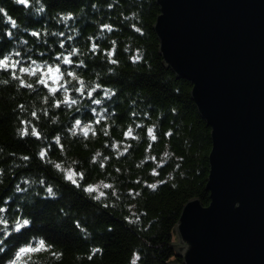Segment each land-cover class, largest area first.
<instances>
[{"label":"trees","instance_id":"trees-1","mask_svg":"<svg viewBox=\"0 0 264 264\" xmlns=\"http://www.w3.org/2000/svg\"><path fill=\"white\" fill-rule=\"evenodd\" d=\"M110 2L111 0H46L49 13L54 10L78 11L81 5H87L91 21H98L100 24L110 22L122 29L121 33L112 35L121 39L117 55L124 67L120 69L118 79L109 78L102 81L120 89L119 96L123 102L114 105V110L118 112L114 119L118 124H126L132 111L130 105L135 102L147 112L150 119L145 118L143 112L140 117L132 119L158 124L159 140L152 146V154L159 159L165 145H168L174 156L159 169V177L149 175L151 169L155 167L151 161L146 162L142 169L135 167V162L143 159L145 155L148 145L146 139L130 150L133 156L131 161L125 157L118 162L112 157L106 168L111 175H118L122 199L118 202L117 208H104L86 199L82 192L65 184L50 167L41 166L35 155L38 142L31 138L20 140L15 135V127L18 126L17 113L13 111L15 104L8 100V95L13 89L11 87L0 89V148L5 150L0 154V168L5 169L4 182L0 184V206L6 207L7 215L13 219L23 216L31 217L33 221L31 228L24 229L18 234L14 233L5 241L8 249L0 254V264H4L20 243L26 242L31 235L37 233L44 234L58 249L64 251L63 264H76L74 255L77 252L87 254L90 245L102 247L103 254L95 256L91 261L85 259L81 264H130L134 251L141 255L139 264H167L173 261L180 263L181 261L174 256L171 245L174 239L173 228L181 208L191 199H197L203 207L208 204V193L204 190V185L208 173L209 129L198 116L190 100L188 82L175 79L170 70L164 69L160 64L162 60L157 52V40L151 29L158 14L154 0H119V3L109 10L106 6ZM0 3L8 7L14 16L24 21L23 10L11 5L10 0H0ZM93 3L100 6L99 11L92 12ZM130 11L139 13L138 26L144 31V36L133 33L128 23L122 22L120 13L127 14ZM91 21L81 25L80 30L84 36H95L98 31ZM29 23L35 26V23L39 22ZM4 27L6 26L0 24V37L3 36ZM129 36L134 37L135 47L144 49L143 63L135 67L128 62L123 52V40ZM101 46L104 49L110 47L107 41ZM9 47L10 42L5 39L0 44V54ZM56 50L59 51V48ZM101 55H97L95 64L106 67L101 63ZM86 118L91 119L90 115H86ZM43 127H47V124L45 123ZM59 130L53 127L49 129L48 135L51 136ZM111 131L117 140L123 139L116 127ZM139 131L144 133L145 130ZM169 131L172 133L170 136L167 135ZM105 139L104 137L98 139L92 148H103ZM103 151L106 155L112 156L109 149L104 148ZM71 154L84 161L83 166L88 169L85 184L94 179L104 178L105 173L101 172L99 167L89 168L90 152L77 145ZM19 155L30 156L31 164L28 167L13 168L14 163H23L18 161ZM51 155L59 158V151L55 145L52 146ZM114 165L122 170L127 168V172L117 174L113 170ZM170 172L173 173L174 179L161 185L156 192L144 187L143 181L151 183L156 179L163 180ZM30 173H43L50 181H55L63 193L62 198L56 201L37 199L35 206L23 203V194L16 192L15 189L17 184H20L21 188L24 187L20 183L21 177ZM137 179H140L141 183H136ZM136 192H140L141 195L133 199ZM9 197L11 199L5 204ZM69 204L71 215L64 219L60 210ZM132 205L136 207L129 211ZM75 222H79L92 233L91 240L82 239Z\"/></svg>","mask_w":264,"mask_h":264},{"label":"clouds","instance_id":"clouds-1","mask_svg":"<svg viewBox=\"0 0 264 264\" xmlns=\"http://www.w3.org/2000/svg\"><path fill=\"white\" fill-rule=\"evenodd\" d=\"M10 3L22 9L25 18L22 22L8 7L0 3V24L6 26L0 37V44L5 39L10 42V47L0 54V89H13L8 100L15 104L13 111L17 113L16 137L20 140L31 138L37 141L38 150L35 155L41 166L50 167L65 184L82 192L86 199L104 208H117L122 199L120 181L118 175H111L106 168L112 157L118 162L125 157L131 161L133 156L130 150L146 139L148 145L145 155L135 162V167L142 169L146 162L151 161L155 167L149 175L159 177V169L174 156L168 145H165L159 159L152 154V146L159 140L158 124L132 119L140 117L142 112L145 118L150 119L147 112L135 102L130 105L132 111L126 124H118L114 119L118 115L114 105L123 102L119 96L120 89L102 81L118 79L120 69L124 67L117 55L121 39L112 35L121 33L122 29L110 22L100 24L98 21H91L87 5H81L78 11L54 10L49 13L46 0H10ZM118 3L119 0H111L106 7L111 10ZM99 7L97 3H93L92 12L99 11ZM120 17L122 22L128 23L133 33L145 35L138 26L140 17L137 11L127 14L121 12ZM29 21L39 23L34 26ZM89 21L98 29L95 36H84L80 30L81 25ZM104 41L110 45L108 49L101 46ZM123 43V52L128 62L134 67L143 63L144 49L134 46V37L124 38ZM57 47L59 51L56 50ZM98 54H102L101 63L106 67L95 64ZM86 115H90L91 119L86 118ZM45 123L47 127H43ZM53 127L60 130L49 136L48 131ZM113 127L117 128L123 139L117 140L112 135ZM139 129H144V133ZM171 134V131L167 133L169 136ZM101 137L106 138L103 148L93 149L92 145ZM53 145L59 151V158L51 155ZM77 145L91 153L88 166L99 167L105 173L103 179L84 183L88 169L84 168V161L71 154ZM104 148L110 150L111 157L104 153ZM4 151L0 148V154ZM17 159L23 163H14L13 168L28 167L31 164V157L28 155H19ZM113 170L117 174L127 172V168L122 170L115 165ZM4 175L5 169L0 168V184L4 182ZM173 179L174 175L170 172L163 180L156 179L151 183L143 181V184L151 192H156L161 185ZM20 183L24 187L17 184L15 191L23 194L22 202L29 206H35L37 199L56 201L63 196L60 186L43 173L26 174L21 177ZM136 183H141V180L137 179ZM140 195V192H136L133 199ZM10 199L11 197L7 198L5 204ZM135 207L136 205H132L129 211ZM60 211L62 218L66 219L71 215L70 204ZM32 224L31 217L17 216L13 219L7 215L6 207L0 206V254L7 251L5 241L12 234L21 233L22 230L31 228ZM75 226L82 239H92V233L79 222H75ZM102 254V247L90 245L87 254L77 252L74 259L76 264H81L85 259L91 261ZM64 255V251L58 249L44 234L37 233L20 243L4 264H63ZM140 260V253L134 251L130 264H139Z\"/></svg>","mask_w":264,"mask_h":264},{"label":"water","instance_id":"water-1","mask_svg":"<svg viewBox=\"0 0 264 264\" xmlns=\"http://www.w3.org/2000/svg\"><path fill=\"white\" fill-rule=\"evenodd\" d=\"M154 4L160 64L190 85L210 140L208 204L182 206L167 264H264V0Z\"/></svg>","mask_w":264,"mask_h":264},{"label":"rangeland","instance_id":"rangeland-1","mask_svg":"<svg viewBox=\"0 0 264 264\" xmlns=\"http://www.w3.org/2000/svg\"><path fill=\"white\" fill-rule=\"evenodd\" d=\"M173 245H176L177 244V242H176V238L174 237V239H173Z\"/></svg>","mask_w":264,"mask_h":264}]
</instances>
